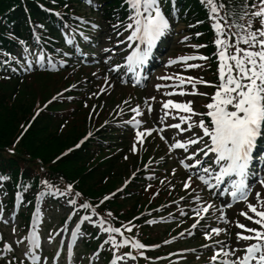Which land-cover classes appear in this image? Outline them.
Here are the masks:
<instances>
[{
	"label": "snow or ice",
	"instance_id": "6c2138e0",
	"mask_svg": "<svg viewBox=\"0 0 264 264\" xmlns=\"http://www.w3.org/2000/svg\"><path fill=\"white\" fill-rule=\"evenodd\" d=\"M87 2L93 4L94 0H87ZM123 2L127 4L130 10L127 23L114 24L112 27L114 30L119 28H124L126 31L130 30V34L125 37V40L136 42L135 47L132 48L125 61L129 66V70H131L133 65H142L145 62L154 42L169 30L170 22L162 13L159 0H123ZM201 2L206 6H210L208 17L213 21L211 27L215 32L213 43L217 48L214 55L219 61V82L211 85L216 91L211 95V102L205 105L207 111L204 113L195 111L191 107L192 101L174 102L172 99H168L162 103L163 109L171 108L189 114L179 115V122L167 125V127L177 130L178 133L191 132L194 127L199 128L202 132V135L191 132V135L186 139L176 138L170 144V150L183 149L185 155L180 160V163L185 169L190 168L194 172L198 169L199 172H202L203 175L198 174L197 178L209 189L214 186L220 187L221 181L227 178L226 182L229 188H226L224 192L216 193V195L224 196L230 189L233 200L238 197L244 200L252 187L251 182L246 183V180L250 175L256 174L254 169H250V163L254 159L259 158L254 149L259 140L264 139V0H251V3L249 0H243L239 12L231 8V0L227 8L224 3H217L216 0H201ZM257 20L259 27L254 28V21ZM91 27L98 29L99 25L93 23ZM73 31L75 30L73 29ZM116 34L119 36V31ZM33 35L35 36L36 33L33 32ZM197 35L201 34L197 33ZM84 39H88V37L84 36ZM184 39L187 40L188 37H184ZM68 42L71 43V40ZM23 43L21 41V44ZM117 43H123V41H118ZM194 47H206V45H196ZM24 51L27 52L28 49L25 47ZM104 51L107 53L111 50L105 48ZM25 59L27 60V57ZM194 59L207 60L209 58L205 56H181L177 60L170 59L168 63L172 64L178 61ZM42 60L43 56L41 54V56L37 57L36 64L41 65ZM17 62L19 63V61ZM48 64L51 65V60L48 61ZM117 67H120V65H115L112 70ZM187 67L197 68L201 67V65L188 64ZM31 69L32 64L29 62L26 70ZM175 78L180 80L181 85H183L185 80L192 85L190 93H186L181 87L179 95H207L206 93H198L196 84L208 82L193 77L181 78L177 76ZM160 79L172 78L160 77ZM159 87L160 85H157L158 89ZM175 94H177L175 90L165 93L168 96ZM151 99L155 100V97H151ZM132 111L140 114L138 108H134ZM148 112H152L151 105L148 107ZM169 115L168 111H164L158 117L157 122L159 123L164 117ZM194 117L200 118L196 120ZM140 123V121L135 120L133 126L139 127ZM181 124H186L187 127L182 128ZM154 130L137 131L136 140L140 141L142 136L150 134ZM159 131L163 132V129H159ZM161 139H164V137L161 136ZM197 145L199 146L196 147ZM132 150L135 151V146H133ZM210 154H214V156H210ZM185 160L193 161V163H185ZM192 178V176L188 177V180L184 182V188L190 187L189 182ZM3 179H6V177H0V180ZM259 183L264 186V179H260ZM71 187V185H68L69 189ZM76 195H79V193ZM17 196L19 198V194ZM256 197L259 200L260 193H256ZM104 199H108V197L106 196ZM69 203L74 205L72 200H69ZM225 206L231 207L232 205L226 204ZM81 207H87V204H83ZM210 207L212 205H208L202 210L195 208L193 211L199 216L201 211L207 212ZM247 207L254 213V217L249 216L247 212H241L240 215L252 220L260 227L259 229L246 228L245 225L237 222L236 226L245 229L248 234L237 232L236 238L237 241L254 240L255 242L247 244L243 249H239L232 248L221 241H213V243L220 244V252L214 254L210 258L211 261H217L218 257L222 255L223 258L220 259L219 264H250V262L264 264V206L257 209L252 203H248ZM108 215L111 216V213ZM81 219L87 220L89 217L85 216ZM152 222L149 221V223ZM100 223L103 224L104 221H100ZM192 227H197V224L194 223ZM102 231L120 233L121 228L113 227L102 229ZM222 231L224 229L215 227L211 229V233L215 234H219ZM72 235H76L75 229ZM209 236L210 234L206 232L205 238L208 239ZM109 239L113 247H121L131 243V247L136 249L139 255H143L139 250L143 249L145 245L138 240L129 241V239L125 238L117 243L111 236ZM32 246L35 248L40 247L39 240L35 235L32 237ZM4 247L6 250L11 251L9 245L5 244ZM204 247H207V245ZM226 247L228 248L227 251L224 250ZM237 251H243V255L237 256ZM26 254L31 255L33 264H36L41 259L35 253L29 252ZM229 257H234V259ZM122 258L136 259L130 252L125 253L124 257L114 254L110 264H117V261Z\"/></svg>",
	"mask_w": 264,
	"mask_h": 264
},
{
	"label": "rangeland",
	"instance_id": "374dc122",
	"mask_svg": "<svg viewBox=\"0 0 264 264\" xmlns=\"http://www.w3.org/2000/svg\"><path fill=\"white\" fill-rule=\"evenodd\" d=\"M105 19L106 18L104 17V21H105ZM257 24H258V20L256 21L254 28L257 27ZM186 31H188V30L183 25H179L177 27V31L175 33L176 37L173 39L174 44L172 46V50H173L174 46H176V47H175L173 52L171 50L170 52L167 53V55L170 56L168 58V61L170 59H173L175 57V55H177V56H190L188 53H181L182 51H184V47L181 45L184 41H181V38H183L182 36L186 33ZM108 36L109 35H107L104 39V43L107 46H109L111 44V39ZM175 40H176V42H175ZM104 48H106V46H103L102 49H104ZM168 61H166L164 64V67H165V69H167V72H165V70L160 72L159 75L154 80L152 87L147 89L146 93L143 92V93H140L139 95H140V97L143 98V101L145 103H147L148 106L151 105V107H152L151 113H149L147 110V120L152 125L150 127L158 128V129L162 127L164 130L162 132V136L167 141H170L172 136H178L179 138L182 139V136L187 134V132L178 133L177 130H175L173 128H169V127L165 128L164 127L165 125L167 126V125H171V124L177 122L178 120L176 118L167 121L168 119L166 116V117H164V119L162 121H160L159 123L157 122L158 117L161 116L163 114V112L165 111V109L162 108L163 102H166L168 99H172L174 102H181L182 101V96L179 95L180 90L177 87L183 86L184 83H183V85H181L180 80L175 78V77H177V75L179 74L181 69L178 68L177 62L169 64ZM189 61L193 62L194 60H189ZM180 62L182 63L185 61H180ZM164 67H163V69H164ZM43 77L44 78H42V75H40L39 78L34 77L31 80L30 89L27 88V91H24L25 98L23 100H21L22 94H23V92H22L20 97L17 99V102L19 105H22L23 107L28 108L30 106V103H29V100H30L31 102L34 103L33 108H38L43 101H45L47 98L50 97L49 96L50 93H55L56 91L65 87L66 81H68V80H65V78L63 76H43ZM160 77H171L172 79H160ZM185 82H187V81L185 80ZM157 85H160L159 89L157 88ZM41 86L45 89H47L49 87H51V88L44 91L43 88H40ZM174 86H176L175 89H174ZM210 86L211 85H207V87H210ZM174 90L177 94L170 95V96L165 95V93H170V92H173ZM124 91L130 92V91H128V89H124ZM125 96H126V94H123L120 97V99L125 97ZM151 97H155V100L151 99ZM205 99H206L205 95H198L195 98V104H194V110L195 111H199L202 104L204 103L203 100L205 101ZM113 101L114 102H113V104H111V108H115V106H113V105L115 103L119 102V101H116L115 98L113 99ZM70 109H71V107H68L66 112H69ZM171 110L173 111L176 109H171ZM81 111H82V116H83L82 118L78 117L70 125H67L66 127L62 128L61 130L56 131V135L53 138H51V133H42L44 135L39 137L38 140H36V139L31 140L32 137L26 136V142L27 143H30V140H31L30 146L32 147V149H31L32 155L39 157L43 161L50 163L53 160H55L56 157L60 156L65 151L71 150V148L74 146V142H75L76 138L79 136L80 133H83V130H85V128H87V125H88L87 121H83L84 117L86 116V111H84V109ZM173 112L177 113L175 111H173ZM2 114H5V112ZM9 117H10L9 115H6V116L2 115L0 117V125L9 124L8 125L9 130H11L10 133H12L16 130L15 128L19 127L23 123L20 122L21 116L18 117L17 114L14 118L15 125H13V122L12 123L10 122L11 118H9ZM23 118H24V116H23ZM81 119H82V123H81ZM91 120L92 121L94 120L93 115L91 117ZM35 125L36 124H34L33 126H35ZM71 125H76L79 129H81L80 133L76 132L75 129L73 130L71 128ZM32 127L28 131H30L32 129ZM35 128H39V126H35ZM65 130H67V131H65ZM5 132H6V130L3 133L0 132V137H2L5 134ZM32 132H35V131H32ZM191 132H189V135H191ZM53 134H55V133H53ZM7 139H8V137L2 139L0 142L4 143L7 141ZM136 141H138V140H136ZM65 155H63L61 157V160L58 163H56V166H55L56 170L59 171L61 169L63 171V174L72 180H76L78 178H81L82 182L80 184V189L83 192H85L86 194L93 196V197L104 196V195H109L112 192H114L115 190H119L120 188H124L126 186V183H125L126 181L124 180V177L126 176V169H124L123 165L120 164V166L117 169V172L114 173L113 176H109L108 178H106L104 181V176H103L102 170H101V167H102V164L104 163V161L103 162L101 161L100 163H98L95 166L94 162H96V161H93L89 164H83V162H81L80 157L76 156L73 158V157L68 156L67 158H63ZM105 156L106 155H103L99 158H105ZM16 165H19L22 169L27 167V165L25 163H22V162L17 163ZM46 166H49V165H46ZM127 173H128V170H127ZM135 174H138V173H135ZM181 192H183L182 189H181ZM150 193L151 192L148 190H146V192H145L144 196H145V198H147L146 203H149ZM256 193H260V198L258 200L256 197V194H255L254 198L251 200V203L257 209H259L262 206H264V203H262V202H264V186L258 188ZM182 202L184 204H189V203L192 204L193 201L190 198H184V200ZM144 205H145V203H144V201H142V202H139L136 205V207H133V208H137V209L139 208V212H140V211L144 210ZM128 207H129V205L123 204L121 209L127 210ZM133 208H132L131 212H133V210H135ZM148 208H151L150 204L146 207V209H148ZM192 213H193V209H189L186 212L187 215H194ZM248 215L254 217V213H252V212L248 213ZM194 217H195V219L202 220L200 216L194 215ZM10 221H11V224H16L11 218H8L7 220H5L4 223H8ZM82 221H83V219H82ZM94 221H95L94 218L91 216H89V219L84 220V222H94ZM252 223H254V222L252 220H249V219L244 221V224H247L248 226ZM233 232L236 233L235 231H233ZM16 233L17 232L11 231L8 228L5 232H3L2 235L5 238H7L8 240H10L11 243L14 245L16 243V241H19L18 234H16ZM52 235H54V237L51 236L49 230H47L44 234L40 235V240L42 242L41 245L46 246V248L44 249L45 252L49 251L48 248H49V244L51 243V239H57L60 243L61 242L63 243L64 242L63 239L66 237L67 231H66V229H63V228H61L59 230L56 228V229L52 230ZM70 235H71L70 244L74 245V243H73L74 239H73L72 233ZM184 246H187V245H182L181 247H184ZM21 249H22V247L18 248V250H21ZM16 252H17V250L14 251V253H16ZM96 257L97 256L94 257V260L96 259ZM15 258L18 261H24V258H25L24 252L23 253L21 252ZM117 264H132V263L130 262V260L128 258H122L121 260L117 261Z\"/></svg>",
	"mask_w": 264,
	"mask_h": 264
},
{
	"label": "trees",
	"instance_id": "16d2710c",
	"mask_svg": "<svg viewBox=\"0 0 264 264\" xmlns=\"http://www.w3.org/2000/svg\"><path fill=\"white\" fill-rule=\"evenodd\" d=\"M35 1H39V3L55 9H61L67 6L69 9L73 10H77L81 3L80 0H0V58L5 59L7 55H12L15 49H21L33 40H45L48 36L60 40L58 31L45 24L44 14L39 11L38 5L40 4ZM104 1L106 2L109 0ZM219 2L224 3L226 8L229 7L230 0H219ZM242 4L243 0H231V8L236 12L240 11V5ZM198 17H200V13H197L196 18ZM33 31L36 32V36L33 35ZM21 41L24 43L21 44ZM0 68H2L1 59ZM17 91V88L13 86L12 90L6 89L5 93L2 96L0 95V117L2 115H9V118H11L10 122H13V125H15L14 118L16 114L18 117L21 116V122L26 112V108L19 105L17 102L22 92L21 100L25 98V90ZM4 112L5 114H2ZM28 112L29 108L27 109V113ZM34 124H36L35 126H39L40 129L33 126L31 130L35 132L30 130L19 139L15 149L17 150L15 160H13L10 153L6 152V148L14 144V139L18 133L19 127L15 128L16 130L10 133L9 124L0 125L1 133L6 130L5 134L0 137V141L8 137L7 141L4 142L5 144L0 142V168L4 163L9 165L10 168L13 167L15 169L16 162L31 163V160L43 161L41 158L32 155V147L30 146L31 140H38L39 137L44 135L42 133H51V138H53L56 135L57 126L48 116L39 117ZM26 136L32 137L30 143L26 142ZM7 155L8 157H6ZM110 172V168H107L103 175L109 174ZM12 174L15 175L16 170L14 171L12 169Z\"/></svg>",
	"mask_w": 264,
	"mask_h": 264
}]
</instances>
